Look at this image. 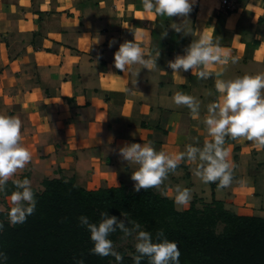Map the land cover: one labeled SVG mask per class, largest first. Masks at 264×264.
Instances as JSON below:
<instances>
[{
	"label": "crops",
	"instance_id": "0c3cea01",
	"mask_svg": "<svg viewBox=\"0 0 264 264\" xmlns=\"http://www.w3.org/2000/svg\"><path fill=\"white\" fill-rule=\"evenodd\" d=\"M226 1L197 0L188 17L193 36H183L170 28L180 18L146 13L141 0H0V114L21 119L22 144L32 154L12 179L67 176L95 190L119 186L122 177L121 184L133 191L136 166L117 154L124 143L152 141L157 150L177 153L198 137L202 146L207 133L201 120L219 95L215 77L198 81L189 70L181 72L185 80L173 78L167 62L207 34L213 41L221 37L225 52L238 58L229 61L221 79L264 74V0H246L231 10ZM137 30L145 58L157 52L160 57L151 72L141 70L135 95H129L131 77L112 64L119 45L134 42ZM164 30L168 36L161 39ZM110 71L116 76H107ZM176 91L201 101L199 119L172 104ZM225 147L236 181L245 183L218 192L215 183H201L192 166L181 163L164 185L170 196L177 184L192 190L189 206L180 211L193 201L202 207L217 199L237 214L256 215L246 206L256 207L264 193V150L246 140H227Z\"/></svg>",
	"mask_w": 264,
	"mask_h": 264
},
{
	"label": "clouds",
	"instance_id": "9594fccd",
	"mask_svg": "<svg viewBox=\"0 0 264 264\" xmlns=\"http://www.w3.org/2000/svg\"><path fill=\"white\" fill-rule=\"evenodd\" d=\"M141 3L146 13L154 12L157 16L167 17L169 20L173 17L180 18V22H172L170 28L177 34L193 36L188 17L197 0H141ZM138 32L139 30L134 32V42L125 40L119 45L112 64L116 70L131 77V86L125 89L129 95H135L141 70L148 69L151 72L160 57V52H157L154 57L145 58V50L137 43ZM167 36L168 31L164 30L161 39ZM221 39L217 37L213 41L209 35L202 34L184 48L183 55L178 54L167 62L173 78L189 70L198 81L215 77V93L219 95L214 102L207 105L206 115L201 120L210 139L206 137L203 145L199 146V138L192 137V142L187 143L184 150L177 153L157 150L152 141L143 144L126 142L117 152L122 163L136 166L131 174L136 192L154 188L162 197L173 199L177 210L189 206L192 190L177 184L174 195L170 196L169 191L164 190V185L170 175L178 174L177 169L181 163L191 165L192 175L201 183H215L219 192L230 188L234 182L240 185L245 183L243 180L236 181L234 164L229 161L230 152L225 147L227 140H246L251 142L258 152L264 150V74H246L235 79H221L229 61L232 64L238 62V58L230 57L225 52ZM115 43V40L110 41L109 48ZM137 65L140 67H135ZM214 65H220V70L211 71ZM107 76L116 75L110 71ZM181 79L185 80L182 76ZM207 95L211 96L213 92L209 90ZM171 102L177 108H187L192 119L200 118L201 101L197 97L176 91L171 97ZM31 161V152L22 144L21 119L18 116L0 114V194L10 200V207H0V212H6L7 221L11 226L24 224L36 208L37 201L31 180L12 179ZM10 179L14 190L9 198L7 184ZM121 216L124 219L118 220L116 216H110L108 211H102L98 223L91 222L84 215L78 218L80 226L90 233L93 245L89 250L90 254L102 258L113 257L117 264H122L124 256L109 238L119 230L122 233L121 241L131 238L134 242L135 254L129 253L134 264H141L145 258L147 264H180L179 245L170 241L163 229L156 232L154 241L152 233L143 230L142 225L130 219L126 212H122ZM4 229V222L0 221V232ZM7 260V254L0 252V261L6 264ZM75 264H85L84 254H81Z\"/></svg>",
	"mask_w": 264,
	"mask_h": 264
},
{
	"label": "trees",
	"instance_id": "16d2710c",
	"mask_svg": "<svg viewBox=\"0 0 264 264\" xmlns=\"http://www.w3.org/2000/svg\"><path fill=\"white\" fill-rule=\"evenodd\" d=\"M42 185V190L33 188L36 208L24 224L9 225L6 212H0L5 225L0 232V252L7 254L6 264H75L81 254L85 264H117L113 257L89 253L93 247L90 233L79 224L81 215L98 223L102 211L118 220H123L121 213L126 212L152 233L154 241L156 232L163 229L165 236L179 245L180 264H264V217L237 214L220 200L202 207L193 201L180 211L172 199L162 197L154 188L136 192L122 184L90 190L66 176L45 178ZM13 190L10 179L8 196ZM121 235L118 230L109 238L123 254L122 264H134L127 249L117 247ZM128 246L135 254L134 245ZM141 264H147V259Z\"/></svg>",
	"mask_w": 264,
	"mask_h": 264
},
{
	"label": "rangeland",
	"instance_id": "374dc122",
	"mask_svg": "<svg viewBox=\"0 0 264 264\" xmlns=\"http://www.w3.org/2000/svg\"><path fill=\"white\" fill-rule=\"evenodd\" d=\"M124 172V171H123ZM67 177V176H66ZM122 178V177H121ZM121 178H120V185H122L121 183ZM42 179L43 178H34V179H31V185H32V189L33 188H35L36 190H42L43 189V185H42V183H41V181H42ZM119 185V186H120ZM126 186H128L127 184H126ZM259 190V192H260V190H261V188L259 187L258 188ZM10 198V197H9ZM259 198L260 199H258V201H257V205H256V207H254V206H252L251 204L249 205V206H246L245 205V203H242L241 205H244V207L246 206V207H248L249 209H251V210H255V211H252V213L253 214H256V215H260V216H264V212H261L259 209H263L264 210V193H262V195H260L259 196ZM240 202V201H239ZM238 203V202H237ZM254 205V204H253ZM0 207H3V208H5V209H8L9 207H10V200L9 199H5V197L2 195V194H0ZM182 211V210H181ZM239 211H242V212H246L247 213V210L246 211H244V209H241V210H239ZM221 229V227H219V230ZM129 244H132V245H134V242L132 241V239L131 238H129V240H127V241H122V242H120L118 245H117V247H124L125 249H127V251H128V253H131V249L130 248H128L129 246Z\"/></svg>",
	"mask_w": 264,
	"mask_h": 264
},
{
	"label": "built area",
	"instance_id": "2783aa9c",
	"mask_svg": "<svg viewBox=\"0 0 264 264\" xmlns=\"http://www.w3.org/2000/svg\"><path fill=\"white\" fill-rule=\"evenodd\" d=\"M237 3H238V0H227L226 3H225V8H227V9H235Z\"/></svg>",
	"mask_w": 264,
	"mask_h": 264
}]
</instances>
